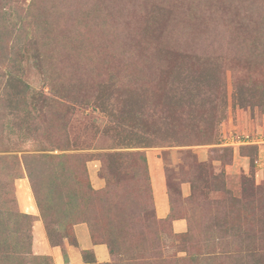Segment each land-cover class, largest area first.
<instances>
[{"label":"rangeland","instance_id":"obj_1","mask_svg":"<svg viewBox=\"0 0 264 264\" xmlns=\"http://www.w3.org/2000/svg\"><path fill=\"white\" fill-rule=\"evenodd\" d=\"M0 242L264 264V0H0Z\"/></svg>","mask_w":264,"mask_h":264},{"label":"crops","instance_id":"obj_2","mask_svg":"<svg viewBox=\"0 0 264 264\" xmlns=\"http://www.w3.org/2000/svg\"><path fill=\"white\" fill-rule=\"evenodd\" d=\"M27 186H23V188L19 191L20 192V200H21V205H22V209L28 213H35L36 212V205L35 202L33 201V198L31 196V193L29 192V190L27 189ZM160 212L162 215H166L168 212V207L166 206L164 199L162 198V204L160 206ZM181 223L180 226H178V224ZM177 226L178 227H183V224L181 221L177 222ZM38 243L40 246V250L46 251L48 246L47 243H45V241L42 239L43 237V231L41 230L40 227H38ZM85 233V232H84ZM83 239H86L88 237L87 232L83 235ZM90 245V243H84V245ZM96 250L99 252V254H101L102 256H105L107 254V251L104 247L101 246H95ZM70 258L72 260V262L74 263H78L79 259H80V253L78 252L77 249H71L70 250ZM74 259V261H73Z\"/></svg>","mask_w":264,"mask_h":264},{"label":"trees","instance_id":"obj_3","mask_svg":"<svg viewBox=\"0 0 264 264\" xmlns=\"http://www.w3.org/2000/svg\"><path fill=\"white\" fill-rule=\"evenodd\" d=\"M41 201V200H40ZM54 202V199L53 198H49L46 202H44L45 204L47 203V204H52ZM46 204V205H47ZM43 205V204H42ZM50 209V208H49ZM24 218H26V219H28V215L27 214H24V216H23ZM22 222H25V220H23L22 219ZM22 226V225H21ZM21 229H19V228H17V231H19L18 232V235L20 234V233H22L21 231H20ZM17 240H19V239H17ZM1 243V242H0ZM13 243H14V241H13ZM12 243V244H13ZM15 249L16 250H14V252H23V254L25 253V254H27L29 251L28 250H25V246H22V242L21 241H16L15 242ZM11 247H12V245H10L9 243H7V242H5L3 245H1L0 244V259H5L6 261H5V263L4 264H6L7 262H10V261H12V259H11V254L10 253H13V249L11 250ZM22 250H24V251H22ZM111 250L113 251V248H111ZM5 251V252H4ZM27 258L25 257V256H22V255H20V256H18L17 257V261H16V264H25L26 263V260Z\"/></svg>","mask_w":264,"mask_h":264}]
</instances>
